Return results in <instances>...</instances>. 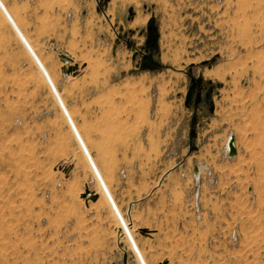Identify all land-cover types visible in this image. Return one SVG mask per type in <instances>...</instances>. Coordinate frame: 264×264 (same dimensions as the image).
Masks as SVG:
<instances>
[{"label":"rangeland","instance_id":"374dc122","mask_svg":"<svg viewBox=\"0 0 264 264\" xmlns=\"http://www.w3.org/2000/svg\"><path fill=\"white\" fill-rule=\"evenodd\" d=\"M164 261L264 264V0H0V264Z\"/></svg>","mask_w":264,"mask_h":264},{"label":"flooded vegetation","instance_id":"af4514ba","mask_svg":"<svg viewBox=\"0 0 264 264\" xmlns=\"http://www.w3.org/2000/svg\"><path fill=\"white\" fill-rule=\"evenodd\" d=\"M148 39H147V43L149 45V49H148V53H150L151 49H153L156 45V40L154 38L155 36V31L153 29V27L151 25L148 26ZM146 56H144L145 58ZM198 79L200 78H197V80H191V84H190V87L192 85H195V90L194 92L192 93V97H191V100L189 101L188 105H192L194 106L195 108L196 107H200V106H205L206 108L210 109L209 108V101H210V90H204V91H200V88H201V81H199ZM189 87V88H190ZM193 119L195 120V117H193ZM193 120V121H194Z\"/></svg>","mask_w":264,"mask_h":264},{"label":"water","instance_id":"95a60500","mask_svg":"<svg viewBox=\"0 0 264 264\" xmlns=\"http://www.w3.org/2000/svg\"><path fill=\"white\" fill-rule=\"evenodd\" d=\"M129 14L132 15L133 11L132 9H129ZM61 58L63 59V61L68 62L70 61V58L68 57V55H66L65 53H61ZM71 70L74 71V68H65L63 69L64 73H70ZM199 81H201V79H198ZM193 81V80H192ZM195 90V85H192L188 92H187V96H186V105H188L189 101L191 100L192 97V93ZM236 155V147L234 144V136L231 134L229 139H228V157L232 158ZM86 192V191H85ZM84 197V194H83ZM97 196H93L91 199L92 200H96ZM141 232H144V230H142ZM162 264H167V261H164Z\"/></svg>","mask_w":264,"mask_h":264},{"label":"crops","instance_id":"0c3cea01","mask_svg":"<svg viewBox=\"0 0 264 264\" xmlns=\"http://www.w3.org/2000/svg\"><path fill=\"white\" fill-rule=\"evenodd\" d=\"M209 110V109H208ZM214 110H215V107H214ZM214 110L212 111V110H209V113H214ZM193 117H195V116H193ZM251 138H253L252 136H249V139H251ZM235 146H236V142H235ZM260 149L259 148H257L254 152H252V151H250V150H248V148H245V149H243L242 151H241V153H242V156L246 159H250L251 157H252V154L253 153H256L257 151H259ZM238 158V154L235 156V159H237ZM251 169H252V171H253V173L254 172H256V170H257V168H256V166H253L252 165V167H251Z\"/></svg>","mask_w":264,"mask_h":264},{"label":"bare ground","instance_id":"6f19581e","mask_svg":"<svg viewBox=\"0 0 264 264\" xmlns=\"http://www.w3.org/2000/svg\"><path fill=\"white\" fill-rule=\"evenodd\" d=\"M229 136V135H228ZM230 137V136H229ZM229 137L227 138V142H226V149H228V139H229ZM87 194H88V189H86V192H85V194H84V197L85 196H87ZM93 196H96L95 194H91L89 197H90V199L93 197Z\"/></svg>","mask_w":264,"mask_h":264},{"label":"built area","instance_id":"2783aa9c","mask_svg":"<svg viewBox=\"0 0 264 264\" xmlns=\"http://www.w3.org/2000/svg\"><path fill=\"white\" fill-rule=\"evenodd\" d=\"M198 176V174H196V177Z\"/></svg>","mask_w":264,"mask_h":264}]
</instances>
